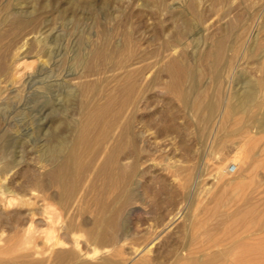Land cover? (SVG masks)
<instances>
[{"label":"rangeland","instance_id":"1","mask_svg":"<svg viewBox=\"0 0 264 264\" xmlns=\"http://www.w3.org/2000/svg\"><path fill=\"white\" fill-rule=\"evenodd\" d=\"M242 1L0 0V34L4 35L0 41V53L4 54L7 63L5 70L0 72V187L31 197V180L40 176L42 171L40 165L43 161L39 158H44L43 142L54 124L46 123L49 127L43 129L37 112L42 105L48 104L44 100H31V82L26 89L22 84L27 77L25 74L33 72L38 64L35 60L37 48L30 43L31 38L47 34L53 40L52 57L58 54L64 41L69 42L62 50L67 51V57L77 51L81 57L87 56L95 47H103L112 53L113 48L120 44L131 62L149 65L143 77L145 82L141 76L138 79L143 84L138 83L139 102L133 115V125L140 134V163L134 184L130 186L134 198L123 205L124 212L127 211L125 227L129 234L118 245L121 246L118 250L122 258L130 256L127 253H130L131 245L141 243L142 233L147 228L157 235L155 242L149 245L151 249L147 254L150 256L156 253L164 255L167 248L178 245L188 233L196 232L202 236L205 231H215L225 212L244 207L241 198L244 191L241 190L246 185L250 186L244 189V195L253 198L256 205L259 204L258 209L264 212V132L251 134L256 137L255 144L245 143L247 139L240 128L239 117L242 114L228 116L226 122L221 119V112L226 104L233 102L234 94L249 88L257 90L256 100L264 108V5L261 6L259 0ZM30 17L31 22H28ZM183 17L190 24L187 37L179 40L187 41L183 46L175 47L173 37L181 28ZM15 21H22V25H14ZM219 38L225 39L227 48L213 70L212 59L204 56ZM165 58H177L194 69L181 84L180 91L185 93L186 101L181 98L182 94L168 92L164 88L169 80L161 71ZM12 88L17 89L18 99H11ZM16 100L21 101L23 109L16 107ZM209 101L215 102L217 108L208 120L203 105ZM77 117L74 115L75 119ZM258 117L264 118V115ZM257 125L250 123L247 128L250 130ZM233 160L239 162V170L231 174L227 169L234 166ZM253 163L257 168L250 171L248 168ZM164 164L174 168L163 172ZM188 178V189H185L183 184ZM41 180L48 183L47 178L42 177ZM164 184L165 189L161 188ZM170 189L175 191L174 200L170 199ZM33 192L38 193V204L44 203L41 197L45 193L50 197L46 202L55 203L57 207L58 195L54 186L45 184L38 189L33 188ZM4 201L1 198L3 215H0V220L6 219ZM79 206L82 208L74 212L73 220L89 224L92 217L89 208L86 209L84 204ZM41 218L34 216L40 226ZM16 219L11 226L5 224L4 228L20 239V226L25 222H17ZM43 236L36 233L31 242L32 250H39L38 254L31 256V262L36 264H45L48 253L43 245ZM80 241L81 251L76 262H100V255L86 259L85 252L91 254L94 246L86 243L84 235ZM52 260L53 264L75 262L70 258Z\"/></svg>","mask_w":264,"mask_h":264},{"label":"bare ground","instance_id":"2","mask_svg":"<svg viewBox=\"0 0 264 264\" xmlns=\"http://www.w3.org/2000/svg\"><path fill=\"white\" fill-rule=\"evenodd\" d=\"M259 2L261 6L264 5V0ZM72 6L75 5L72 4ZM181 19L182 26L175 33L174 39L172 38L177 44L174 43L175 47L183 46L187 41L180 40L187 37L190 23L184 17ZM28 22H31V17ZM14 25H22V21H15ZM46 33L49 32L46 31ZM3 37L4 35L0 34V41ZM224 38L216 40L213 49H209L204 56L212 59L211 69L213 70L216 69L218 60L227 48ZM31 39L33 40L30 43L37 48L35 60L38 64L33 72L25 74L27 77L22 87L25 86L26 89L31 82V89L28 88L31 90V100L47 102L48 106L42 105L37 112L42 119L43 129H48L49 126L46 123L49 125V122L54 126L44 144L42 143L45 148L41 146L44 149V158H39L43 161L40 165L41 174L31 180L32 188L29 195L35 197H26L25 194L20 195V192L16 190L0 187V204L3 198L5 200L3 205L7 207L6 219L0 220V264H36L31 262V256L39 253L36 248L33 250L34 247L31 248V242L36 233L44 235L42 241L48 252L44 260L45 264H53L52 259L64 261L67 258L75 261V264H264V212L258 209L259 204L256 205L253 198H247L248 196L244 195V189L250 185L242 187L241 190L244 191L241 195L244 207L230 213L225 212L215 231H205L202 236L196 232L188 233L183 236L178 245L167 248L164 255L156 253L150 256L147 254L151 249L149 245L155 242L157 235H153L147 228L142 233L141 243L131 245L130 253H127L130 256L122 258L118 250L121 246L118 245L125 241L126 235L129 234V229L125 227L127 211L124 212L123 205L134 198L130 186L134 184L137 177L136 170L140 163L138 149L140 134L136 132V127L134 128L133 125V115L138 101V83L140 82L138 79L140 76L145 77L149 65L145 63L137 65L138 61L131 62L120 44L113 48V51L111 50L112 53L103 47H95L87 56L81 57L77 51L67 57V51L62 50H65L69 42L64 41L65 44L61 46L58 54L52 57L53 40L50 35L45 34V36ZM1 53L0 72L7 67L6 58ZM160 57L162 58V55ZM32 67L34 64L31 69ZM161 69L169 78L164 88L169 90L168 92L182 94L181 98L185 100L186 95L180 91V88L183 78H188L192 69L177 58L166 59ZM91 77L95 79L90 80ZM12 84H16V81H12ZM140 84L143 83L140 82ZM256 91L249 88L235 93L233 102L226 104L221 112L223 122L227 121L228 116L242 114L239 117L241 132L247 139L245 143L251 144L256 143V137L251 134L257 135L264 132V118L258 117V115H264V108L256 100ZM11 92H13L11 99H18L17 89L12 88ZM21 104L20 100L15 101L16 107L23 109ZM198 105L201 106V104ZM216 108L217 105L213 101L204 103L203 109L206 111L208 120L215 113ZM56 114L60 116L56 117ZM74 115L78 116L77 119ZM250 123L258 125L248 130L247 124ZM233 161L235 170H239V162ZM165 164L162 171L170 172L169 169L176 167L174 163H172L174 167L169 166V163L168 166ZM250 168V171H253L257 166L253 163L248 169ZM174 173L171 174L174 175ZM42 177L47 178L48 183L41 180ZM162 179H165L164 176ZM189 179H186L183 184L185 189H188ZM45 184L56 188L57 207L54 206L55 203L46 202L50 197H46L45 193L44 197H41L44 203L38 204L39 196L38 193L33 192V188L38 189ZM161 186L163 189L167 188L165 184ZM44 190L42 189L43 192ZM169 193L170 199L174 200L175 191L170 189ZM82 204L86 209L89 208L92 215L90 225L84 221L77 223L73 220L72 215ZM52 206H54L53 209H51ZM0 215H3L1 208ZM36 215L42 217L40 219L42 226L35 221ZM14 218L17 222H25L20 226V239L14 233L6 232L4 228L5 224L11 226ZM83 235L86 236V243L94 246L91 254L85 252L86 259L100 255V262H76L78 253L81 251L80 238ZM110 252L112 255L109 254ZM106 254L108 256H105Z\"/></svg>","mask_w":264,"mask_h":264},{"label":"built area","instance_id":"3","mask_svg":"<svg viewBox=\"0 0 264 264\" xmlns=\"http://www.w3.org/2000/svg\"><path fill=\"white\" fill-rule=\"evenodd\" d=\"M227 170H228L229 173L232 174V173L235 172V167L234 166H230Z\"/></svg>","mask_w":264,"mask_h":264}]
</instances>
